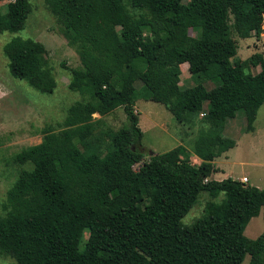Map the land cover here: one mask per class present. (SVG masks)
I'll use <instances>...</instances> for the list:
<instances>
[{"label":"trees","instance_id":"1","mask_svg":"<svg viewBox=\"0 0 264 264\" xmlns=\"http://www.w3.org/2000/svg\"><path fill=\"white\" fill-rule=\"evenodd\" d=\"M7 1L0 33L19 31L30 13L28 0ZM44 1L79 58L69 88L87 100L68 108L61 130H44L38 145L14 158L29 168L2 203L0 252L14 264H242L247 255L248 264H264V231L244 235L260 212L264 223V190L210 179L214 159L235 146L223 136L227 121L242 110L252 132L264 103V54L232 62L233 37L262 34L264 0ZM4 53L14 76L53 92L42 45L15 36ZM183 64L196 84L182 90ZM247 64L259 72H245ZM203 81L216 86L208 90ZM136 82L178 123L193 126L203 114L190 153L179 145L144 160ZM120 108L127 125L96 136L93 116ZM202 192L224 198L207 202L203 217L183 227Z\"/></svg>","mask_w":264,"mask_h":264},{"label":"rangeland","instance_id":"2","mask_svg":"<svg viewBox=\"0 0 264 264\" xmlns=\"http://www.w3.org/2000/svg\"><path fill=\"white\" fill-rule=\"evenodd\" d=\"M30 13L28 14L23 27L17 31L0 33V216L2 214V203L5 201L6 193L15 181L22 169L29 168L28 165H21L15 161V157L23 149L36 146L41 142L44 130L57 132L62 129V122L66 117L68 108L75 102H86L87 98L78 92L71 90L69 84L72 76L71 68L80 66L76 49L64 35V27L50 13L44 0H28ZM184 0L183 3H188ZM7 0L0 1V12L6 13ZM131 14L138 16L139 11H132ZM262 34L259 38L252 36L248 39L233 37L237 44V55L235 60L246 61L254 54H264V17ZM189 35L195 37L191 30ZM18 36L24 40H32L43 46L45 57L52 70L55 80V87L51 93H41L32 88L25 80L13 75L11 72L12 63L4 53V46L13 37ZM65 65L63 67L62 65ZM180 75V89L194 86L196 80L191 78L187 65L183 64ZM259 67L246 65L245 72L257 74ZM208 90L216 86L209 81H203ZM136 100L134 111L138 115V126L143 133L140 151L145 154L144 160L152 154L166 153L179 145H183L187 153L191 152L193 142L199 132L201 114L194 117L195 125L189 126L178 123L171 113L161 104L147 99L148 93L140 82L135 83ZM94 119L100 120L96 129V136L104 131H117L127 125L123 110L116 109L113 113L100 117L94 115ZM229 121V120H228ZM237 127L223 130V136L234 141L240 140V146L228 154L229 158L216 160L220 168L214 173L213 180L221 181L227 178L233 180L245 176L249 183L264 190V103L258 110L254 126L263 135L262 139H253V135L246 134L244 113L237 111L234 120ZM227 125V124H226ZM255 135V134H254ZM258 133L254 136L257 137ZM191 163L198 165V159L193 155ZM140 165L134 166L137 170ZM213 175V174H212ZM224 198L220 194L217 198L211 199L207 193H200L194 206L182 218L183 227H191L204 215L207 202H221ZM264 231V223L261 212L257 217L252 218L247 224L244 235L249 239H255ZM88 238V230L84 229L80 250ZM247 255L242 264H248ZM0 264H14L9 256L0 252Z\"/></svg>","mask_w":264,"mask_h":264},{"label":"crops","instance_id":"3","mask_svg":"<svg viewBox=\"0 0 264 264\" xmlns=\"http://www.w3.org/2000/svg\"><path fill=\"white\" fill-rule=\"evenodd\" d=\"M237 113V112H236ZM235 117H236V115H235ZM235 117L233 118V119H231V120H229V121H227V125L225 126V131H226V133H228V129H231V128H234V127H237V125L235 124V122H234V120H235ZM245 118V117H244ZM256 121V120H255ZM255 123V122H254ZM246 125V124H245ZM258 133V136L257 137H254L256 134ZM246 134H251V135H253L252 137H253V139H256V138H258L259 140H261L262 139V137H263V135L262 134H260L259 133V131L256 129V127L254 126V129H253V131L252 132H248V133H246ZM255 134V135H254ZM240 146V140H236L235 141V146L232 148V149H230V150H228V151H226V152H224L223 154H221L219 157H217V158H215L214 159V161H213V165H214V167H215V169L217 168V170H220V168L216 165V160L217 159H219V158H223L225 161H227L228 160V158H229V156H228V154L230 153V152H232V151H235L236 152V150L238 149V147ZM195 157V156H194ZM196 158V157H195ZM197 159V158H196ZM199 160V159H198ZM198 165L200 164V160L198 161V163H197ZM213 176H215V174H213L212 176H211V178H213ZM210 178V179H211ZM243 178H246L245 176H242V177H240L239 179H235V180H237V181H241ZM247 179V178H246ZM248 180V179H247ZM248 183H249V180H248ZM255 187V186H254Z\"/></svg>","mask_w":264,"mask_h":264},{"label":"built area","instance_id":"4","mask_svg":"<svg viewBox=\"0 0 264 264\" xmlns=\"http://www.w3.org/2000/svg\"><path fill=\"white\" fill-rule=\"evenodd\" d=\"M203 116V114H201V117ZM240 182H242L243 184H247L248 180L246 178H243Z\"/></svg>","mask_w":264,"mask_h":264},{"label":"water","instance_id":"5","mask_svg":"<svg viewBox=\"0 0 264 264\" xmlns=\"http://www.w3.org/2000/svg\"><path fill=\"white\" fill-rule=\"evenodd\" d=\"M150 155H151V153H150Z\"/></svg>","mask_w":264,"mask_h":264}]
</instances>
